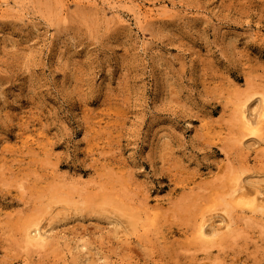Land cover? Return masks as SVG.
<instances>
[{
  "label": "rangeland",
  "instance_id": "obj_1",
  "mask_svg": "<svg viewBox=\"0 0 264 264\" xmlns=\"http://www.w3.org/2000/svg\"><path fill=\"white\" fill-rule=\"evenodd\" d=\"M77 1L0 0V264H264V0Z\"/></svg>",
  "mask_w": 264,
  "mask_h": 264
},
{
  "label": "bare ground",
  "instance_id": "obj_2",
  "mask_svg": "<svg viewBox=\"0 0 264 264\" xmlns=\"http://www.w3.org/2000/svg\"><path fill=\"white\" fill-rule=\"evenodd\" d=\"M3 1H6V0H3ZM73 1H75V2H78L77 0H73ZM245 103L246 102H244V104L242 103V106H241V117H242V123H243V127L245 128V129H247V130H250V132H257V131H259V129L258 128H256L255 127V125H257L258 123H262V122H260V121H263L261 118H263L260 114H259V116H261V118L258 116V114H257V118H259L258 120H256V119H254V117H252V118H249L248 117V113H246L249 109H248V107L246 108V105H247V103H246V105H245ZM246 109H248V110H246ZM249 112V111H248ZM262 114V113H261ZM263 115V114H262ZM249 116H250V112H249ZM252 116V115H251ZM262 125V124H261ZM260 125V126H261ZM255 128V129H254ZM240 180H242V178L240 179ZM237 181H239L238 180V178H237ZM236 181V182H237ZM243 182V181H242ZM242 182H237L238 184L236 185V186H240V183H242ZM241 185H243V184H241ZM246 185V184H245ZM235 186V187H236ZM241 187V186H240ZM246 187H248V186H246ZM249 188H251V189H249V191H247V189H246V191L245 192H247L248 194H245V196H247V198L246 199H244V201H245V208H248L250 211H252L253 213H258V212H260L263 216H264V191H262L261 190V188L259 189V188H252L251 186L249 187ZM236 190H237V188H236ZM245 190V189H244ZM240 191H242V190H240ZM244 191L243 192H241V195H242V193H245ZM244 208V207H243ZM244 208V209H245ZM247 211V210H246ZM251 212V213H252ZM258 215H260V214H258ZM260 217V216H259ZM264 218V217H263ZM204 220L205 219H203V222H200L199 223V228H198V231L200 232V234L203 236V237H207V231H206V227H207V225L208 224H206L205 225V223H207V219L205 220V222H204ZM209 221V220H208ZM34 224V229L32 228L33 227V225L31 226V227H29V228H31V229H33L34 231H35V234H33L34 232H33V230H29L30 231V233H28V234H31L32 232V235H31V237H33V238H35L36 240H42V239H44L46 236H44L45 235V233L44 234H42V232H41V227H38L39 226V222L37 223H33ZM204 226H205V228H204ZM209 229V228H208ZM213 229V231L211 232H209V236L211 235L210 233H212V235L214 234V236H215V234H217V232L215 233L214 231V227L212 228ZM210 230H211V228H210ZM197 231V232H198ZM218 231V230H217ZM30 237V236H29ZM205 237V238H206Z\"/></svg>",
  "mask_w": 264,
  "mask_h": 264
}]
</instances>
